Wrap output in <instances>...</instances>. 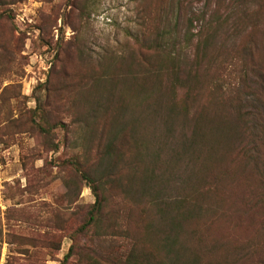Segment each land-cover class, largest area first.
Listing matches in <instances>:
<instances>
[{"label": "rangeland", "instance_id": "374dc122", "mask_svg": "<svg viewBox=\"0 0 264 264\" xmlns=\"http://www.w3.org/2000/svg\"><path fill=\"white\" fill-rule=\"evenodd\" d=\"M170 1L0 0V264H264L241 136L177 154L226 116L215 84L264 83V0H182L180 82L152 45Z\"/></svg>", "mask_w": 264, "mask_h": 264}, {"label": "trees", "instance_id": "16d2710c", "mask_svg": "<svg viewBox=\"0 0 264 264\" xmlns=\"http://www.w3.org/2000/svg\"><path fill=\"white\" fill-rule=\"evenodd\" d=\"M170 2L171 18L168 17L169 14L165 15L166 12L165 14L162 13V15H165V19H163L165 24L163 25L161 30L159 29L154 39V43H151L155 47L157 53H160L167 61L172 63V65H170L172 66V69H170V73L174 77L172 78L173 82H180L181 77H178L179 69L177 68L176 63L180 51H178L179 49H174V47L172 48V44L180 41L178 39L175 40V37H173L172 32H170L171 30H169V27H172L171 22H173V24L175 23V20L173 21L172 18V12L174 15L176 14L174 17H179V15L182 14L183 4L182 0H171ZM200 19L205 20L204 14L195 17V20ZM253 72L257 77H259L258 73L256 74L255 71ZM184 79V83L186 82L189 84L191 82V86H186L188 91L191 92L195 88V85H197L195 76L193 77V79L185 76ZM261 79L262 82H264L262 77ZM240 83V86L235 87V89L231 90V92H227L226 90L222 91L221 86L217 84L214 85L217 91L220 92V95L218 96L220 101H216L214 103V106L218 105L217 107H221L223 112H225V109L226 116L220 115V110H218L219 108H217L214 111L213 116H215V121L216 116L220 115L219 120L217 122L215 121L216 123L213 124L211 128H209V132L207 135L206 132L204 133V131L202 130V127L199 128L197 125L192 128L191 135L187 137L185 135H181V137H179V151L177 154L185 155L187 153L190 154L191 152H196L197 149H199L197 148L198 144L203 140H209L211 141V144H214L216 143L214 142L215 138H224L227 143L228 140H233V136H241V140H239L238 142H241V144L243 143V149L240 151L239 155L243 158L244 166L249 169V171L247 172H250L251 174L256 176L257 189H259L261 201L262 203H264V83L260 85V90L256 85L253 86L250 83H246L244 80H242ZM185 96L186 97L184 99L186 100L188 99L189 94H186ZM179 108L180 112L184 115L188 113V106L186 101H182V104ZM174 109V107L168 109V111L166 112L167 119L169 118L168 115L170 114V111L172 112ZM198 121L199 120H197V123ZM211 144L210 148L212 147ZM110 147L111 143L108 148ZM81 175L83 179H85L88 184H90V187L94 192L95 201L92 205L91 210L94 212H98L102 206L103 197L98 192V187L95 184L96 178L87 171H81ZM183 200L184 199H181L180 202ZM194 206H198V208H201V204H194ZM91 218H95L93 217V214H91ZM262 225V228H264V218L262 221ZM136 254V250H132V252H130V254L125 258L124 264H151L148 259H146L147 261H143L138 258ZM156 264L166 263L158 262Z\"/></svg>", "mask_w": 264, "mask_h": 264}]
</instances>
